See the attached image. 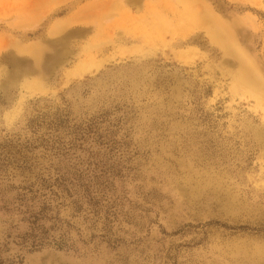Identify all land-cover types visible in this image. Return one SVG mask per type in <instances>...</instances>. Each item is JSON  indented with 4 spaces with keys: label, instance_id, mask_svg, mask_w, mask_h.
<instances>
[{
    "label": "rangeland",
    "instance_id": "1",
    "mask_svg": "<svg viewBox=\"0 0 264 264\" xmlns=\"http://www.w3.org/2000/svg\"><path fill=\"white\" fill-rule=\"evenodd\" d=\"M0 264H264V0H0Z\"/></svg>",
    "mask_w": 264,
    "mask_h": 264
}]
</instances>
